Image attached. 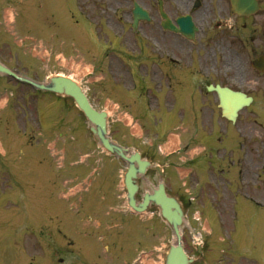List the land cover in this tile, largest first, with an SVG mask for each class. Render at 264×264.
Returning a JSON list of instances; mask_svg holds the SVG:
<instances>
[{"label": "rangeland", "instance_id": "374dc122", "mask_svg": "<svg viewBox=\"0 0 264 264\" xmlns=\"http://www.w3.org/2000/svg\"><path fill=\"white\" fill-rule=\"evenodd\" d=\"M165 1L167 9H174L173 15L185 11L190 4L188 0ZM221 1L222 7L219 5V1L211 3L214 9L211 6L208 7L212 12L207 16V19L199 10L203 6L192 13L197 26H199L200 40L197 45L193 46V49L188 47L187 53L194 59V62L201 65L204 77L207 79H209L208 73L212 75L210 69L216 61L218 74L213 78L214 81L220 79L255 97L252 105L241 111L234 130V140L236 144L235 156L238 154L237 149L244 145V148L239 150L245 153L244 155L242 153L243 158L240 164L254 163L253 169L251 167L250 171L253 179L252 181L250 178L247 179L246 184L251 188L249 192H252L251 196L256 201L242 199L248 194L241 193V191L249 189L247 186L243 188V183L240 187L238 184L234 189H232V185L228 189V184L223 183L222 190H219L215 184L209 183L206 177L202 180L200 192L202 198L194 207H190L193 210H199L203 217L206 213L215 214L217 211L224 222L220 231L226 238H229L233 226L238 224L240 207L244 205L245 211L252 218L253 227L260 230V233L254 238L255 242L264 245V180L262 176L264 165V74L251 67L253 59L264 55V20L261 22L258 20L255 24L253 23L252 28L248 29L247 19L235 17L225 1ZM134 2H138L152 13L157 8V0H57L56 7L46 11L45 4L39 3V0H23L22 3H17V0L8 2L0 0V58L20 73L30 75L38 80H44L49 75L56 73L72 75L83 85L94 105L98 109H105L110 113L109 125L113 138L131 148H142L147 151L149 146L145 142L152 141V136L159 130L166 114L173 111L171 105L174 102L168 96L167 69H165V79L161 80L158 85L151 80L152 69L148 60H151L149 55L153 44L150 43V39L155 40L154 36H157L159 46H165L161 44L162 35L165 34L160 27V19L156 15L151 23H141L138 27L139 34H136L132 28ZM177 3H180L182 7ZM230 26L233 28V37ZM235 29L236 32H234ZM235 34H237L236 39H234ZM252 34L254 39L250 43L249 39ZM209 36H211L210 39ZM212 41H214L213 45ZM197 50H199L198 54ZM187 61L189 63L188 58ZM157 62L155 61L153 64L159 66ZM249 67L251 74L248 70ZM245 73L252 77V81L248 82L246 78L243 79ZM5 80H7L5 77H0V83L5 84ZM13 85L16 100L19 102L25 100L29 103L36 102L38 97H43V92H38L27 85L16 82ZM23 96L28 98L23 99ZM6 98L0 93V106L5 103ZM67 102L73 106L71 98H68ZM37 105L42 108L40 104ZM15 106L23 107V104L15 103ZM76 110L81 116V120H84L77 108ZM76 110L73 109L71 112L72 124L75 126L78 122ZM21 111L22 109H19L18 112ZM34 111L29 104L27 114L29 113L31 122H36ZM131 112L138 115V118L133 117ZM52 115L55 116L54 113ZM132 119L134 120L133 126L129 125ZM0 122V142L6 150L16 149L19 154L20 149L27 148L26 144L30 141L37 144L30 147L35 148L38 154L36 160L29 167L33 183L26 189L27 197H23L21 192H17L12 196L8 205H6L5 198L3 202L0 201V264H46L45 254L41 249L40 225L37 221L32 223L31 213L35 219L40 221L41 217L52 209V206L66 207L70 212L68 207L75 208L77 198L65 199L61 197L64 190L63 175L67 168L58 167L61 162L65 163L58 156L60 152L55 154L48 148V143L53 139L52 136L45 134L44 130H41V133L39 130H35L34 134L27 139L24 129L17 125H11L9 129L11 120L7 121L6 115H1ZM141 123L145 127L141 126L143 131L139 126ZM81 126L85 129V120L81 121ZM167 126L168 124L162 126L164 127L162 131H165ZM34 127L37 128V126ZM38 127H42V125H38ZM27 133L30 134L29 129ZM85 134L87 133L85 132ZM12 137L18 139L19 144L12 146ZM56 145L57 149H60L63 143L58 144L57 142ZM161 148L168 150L169 141H164ZM156 156L157 161L166 162L159 154ZM78 157L71 155L68 159L76 160ZM5 159H9V154ZM230 159L233 162V158ZM0 161H4L2 155H0ZM68 161L70 160H67L66 163ZM238 161L239 157H236V162L238 163ZM107 166L109 177L113 171L115 175L116 163H108ZM240 167L242 168V166ZM101 170L89 172L87 176L91 182L96 184L101 181ZM221 179L226 180L227 176L222 174ZM118 181L120 182L119 178L115 182L117 187ZM155 181H158V177ZM148 189V183L143 182L141 191ZM23 191L25 192V187H23ZM120 191L121 197H119L117 207L122 209V205H125L126 202L123 201V190ZM205 197L208 201L205 200ZM210 207L220 209L212 212ZM74 210L76 211V209ZM74 214L77 227L80 229L84 221L83 214ZM194 215L195 213L190 212L186 223L193 226L192 231L202 232L204 235L203 223L195 221ZM147 226L151 230L147 241L150 251L147 256L144 255L143 262H145L144 264H161L162 252L160 249L164 244L168 246L173 241V231L169 225L161 223L159 217L151 220ZM158 226L159 229H157ZM205 227H207V223ZM189 232L190 230L185 224L183 240L186 249L198 257L190 244ZM155 235L157 236L155 241L158 243L151 246ZM83 239L86 244H84L85 248L78 251V262L81 264H110L106 256L111 258V254H103L105 247L96 235L83 237ZM133 244L126 241L125 256L114 259L112 264L130 263L134 257ZM138 244H141L138 247L145 245L143 240H138ZM54 250L53 246H47L48 257H54ZM65 259L64 264H68L72 261V255H65Z\"/></svg>", "mask_w": 264, "mask_h": 264}, {"label": "flooded vegetation", "instance_id": "af4514ba", "mask_svg": "<svg viewBox=\"0 0 264 264\" xmlns=\"http://www.w3.org/2000/svg\"><path fill=\"white\" fill-rule=\"evenodd\" d=\"M193 1L188 0L190 3ZM199 1L201 3L203 0ZM224 1L228 4L230 0ZM259 2L261 9L248 18L251 23L250 26L253 23L255 24L257 20H264V0H259ZM167 4H169L168 1ZM177 4L179 5L180 3ZM167 12L174 23L182 14L180 12L173 15L174 9H167ZM156 14L157 12L155 11V16ZM166 38L163 50L167 51V56L163 52L159 53L154 50L152 58L153 60H158L161 55V64L167 68L168 96L175 105V110L169 113L167 120L168 132L178 133L180 139L178 149L170 153L168 157V170L165 169V174L168 176L169 182H171L174 189L176 187L178 190L181 189L180 191L183 194L191 183H202V180L206 177V180L208 179L209 183L213 182L219 190H222L223 183H227L228 188H230L231 185L232 187L238 186L240 182L243 183V188H245L247 179L250 178L251 181L253 179L252 175H250V165L253 167V163L239 164V162H236L232 131L235 128L233 125L237 122L233 123L228 119H223L222 111L219 108L218 95L215 92H209L205 84H203L204 79L200 64H194L191 68L186 64L187 39L173 31H168ZM252 40L253 38H251ZM221 84L223 83L221 82ZM7 85H12V82L9 81ZM8 86H2L0 90L9 89ZM60 117L61 120L55 121L56 117L51 115V113H47L45 124L50 126L53 132L62 131L64 126L71 120H68L66 116ZM222 127L225 133H223ZM229 130L231 133L228 132ZM62 133L75 134L70 139L71 141L68 142L69 144L64 145L67 150L66 158L64 156L65 163L62 165L67 168L62 180L64 189L83 180L93 169L92 167L95 163L99 165L101 163L102 168L106 170L107 160L105 154H102L101 158L97 159L94 158V154L90 153L84 160L76 159L66 163L69 154L79 156L84 150L93 151L94 147L91 148L93 143L88 142V136L83 131H79L78 127H71ZM23 155L24 158L21 159V162L16 159H10L6 165H3L0 161V178H6L8 182V190L2 191V194L13 195L16 189H20L18 183L23 185L33 183L29 167L36 160L37 155L30 150L23 151ZM230 158L235 160L233 159V162H231ZM42 161L44 162L43 159ZM239 165L242 166L241 169ZM182 169H188V172L181 177L185 179L184 186L180 184L182 182H178L180 180V170ZM222 174L227 176L226 180L221 179ZM249 190L250 188L247 192ZM77 191L73 194H78L81 190ZM98 192L103 193V195L98 197L101 204L100 208L95 209L90 204L95 197L92 194ZM118 197H120L118 188L115 187V184L112 185V180L102 174L100 182L92 183L88 189L82 191V195L77 196L78 200L75 208H72V212L68 213L65 207L56 208L57 212L54 213V218L57 231L63 233V229H66L65 238L68 237V232H75L74 237L71 238L72 240L66 241L72 247L76 244L82 247L84 239L77 234L76 230L78 228L73 210L76 209L75 213H78L84 209L86 215L82 219L87 221L89 218L93 220L92 214L89 213L97 211L95 215L101 221L99 227H103L107 231L112 228L114 219L123 218L122 210H113L111 205L112 201L118 202ZM243 199L246 200L248 198ZM184 205L188 208V202H184ZM104 206H108V208L104 210ZM244 207V205L240 207L238 224L233 226L229 238L220 240L218 235L215 238L207 237L205 239L200 255V264H264V245L256 243L254 239L260 233V230L253 227L252 218ZM71 214L74 215L71 216ZM45 217L46 215H44L43 224H45ZM212 219L215 221L213 223L215 230L221 229L220 227L224 222H219L215 217ZM114 225L117 226L116 223ZM64 237H61V239L57 238L56 242L63 246ZM75 250L76 248L71 249V252L75 253Z\"/></svg>", "mask_w": 264, "mask_h": 264}, {"label": "water", "instance_id": "95a60500", "mask_svg": "<svg viewBox=\"0 0 264 264\" xmlns=\"http://www.w3.org/2000/svg\"><path fill=\"white\" fill-rule=\"evenodd\" d=\"M232 6L235 11L240 14H250L257 9L256 0H232ZM163 16L166 15L163 13ZM148 18L147 12L141 8L138 3L134 4L133 18L134 27H137L140 19ZM168 20L164 22V25H168ZM181 31L187 35H194L196 27L190 17L180 18L178 20ZM254 66L263 69L264 59L260 58L254 62ZM0 72L8 73L15 78L28 82L37 88L55 91L59 94L71 96L75 99L79 108L85 113L87 118L91 121V131L98 136L102 145L109 151L116 153L121 158L125 159L128 163V170L125 176V184L128 189V199L130 205L138 210L143 211L147 208L149 203H154L161 208L162 215L172 225L175 241L168 246L165 264H191L193 258H190L182 243V236L180 232V225L183 221L184 212L180 202L173 196H168L165 191L164 182L160 181L158 187L152 186L153 192H146L143 198V202H137L135 193L138 190V177L146 172V169L151 166L150 162L142 159L138 151H130L116 142L112 141L108 135L107 118L108 113L106 111H98L90 103L87 95L83 91L81 85L65 76H52L47 83H38L32 79L22 77L14 73L0 62ZM214 88V87H211ZM220 98L223 114L230 119H235L238 110L244 105H248L252 98L248 97L245 93L240 91H234L228 87H221L217 85L215 87ZM156 168L160 174L162 171L158 166H152Z\"/></svg>", "mask_w": 264, "mask_h": 264}]
</instances>
